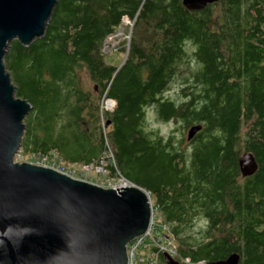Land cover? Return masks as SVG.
<instances>
[{
    "label": "trees",
    "instance_id": "1",
    "mask_svg": "<svg viewBox=\"0 0 264 264\" xmlns=\"http://www.w3.org/2000/svg\"><path fill=\"white\" fill-rule=\"evenodd\" d=\"M124 17L133 26L117 67L101 48ZM190 57L194 69L175 102L165 92ZM4 64L16 96L32 105L22 156L55 153L63 165L89 167L105 160L111 175L147 191L171 225L179 263L236 253L239 264H264V0H217L196 11L182 0H57L44 36L28 47L12 41ZM81 69L92 93L81 87ZM103 100L115 102L106 130ZM148 108L187 133L201 129L181 149L183 139L146 130ZM107 147L112 160L102 159ZM245 154L257 169L243 177ZM197 219L203 230L190 234Z\"/></svg>",
    "mask_w": 264,
    "mask_h": 264
},
{
    "label": "water",
    "instance_id": "2",
    "mask_svg": "<svg viewBox=\"0 0 264 264\" xmlns=\"http://www.w3.org/2000/svg\"><path fill=\"white\" fill-rule=\"evenodd\" d=\"M217 0H182L202 10ZM57 0H0V264H128L127 244L143 236L152 206L132 183L103 188L51 168L14 162L32 105L16 96L4 64L14 40L28 47L44 36ZM110 101V100H109ZM193 126L187 140L200 131ZM243 177L257 165L239 159ZM240 256L208 264H239ZM166 264H178L166 258Z\"/></svg>",
    "mask_w": 264,
    "mask_h": 264
},
{
    "label": "rangeland",
    "instance_id": "3",
    "mask_svg": "<svg viewBox=\"0 0 264 264\" xmlns=\"http://www.w3.org/2000/svg\"><path fill=\"white\" fill-rule=\"evenodd\" d=\"M217 7L213 8V11H217ZM132 26L133 22H131L128 18L124 17L120 26L115 30L114 34L108 36L102 45L101 52L104 55V61L113 66L120 67L122 63L124 62L126 58V53H121V49H125V52L128 48V43L130 41V34L132 32ZM113 38V43L109 44L108 39ZM180 73L167 87L165 96L169 99L174 100L175 102L181 101L183 98L181 96L182 88H184L187 84V79L189 78V74L194 69V63L192 57L189 58V62L186 64L181 65ZM80 80H81V87L90 93L94 91V83L90 80L87 72L85 69H81L79 71ZM115 108V102L114 105L109 104V100H103L100 103V120L101 125L104 130H106V126L104 123L105 120V113L111 112ZM182 123L181 122H162L157 119L156 114L154 112L153 108H148L146 110L145 115V128L148 131H155L157 134H159L162 137L166 136H173L175 141L178 142L181 139H183L182 144L180 145L181 149L186 150L187 148V142H186V136L187 131H183ZM106 133V131H105ZM59 159V158H58ZM60 160V159H59ZM14 162L18 163H31L36 165L35 156H22V154L18 153L16 156H14L13 159ZM56 165L59 167L57 170L62 173H66V175L77 179L82 180L94 185L98 186H106L107 182H111L112 185L119 186L121 184H129L124 180H120L119 178L114 179L110 175H107L106 177L97 172V168L93 166V168H90L88 172H81L83 171L82 165H63L61 161H57ZM105 184V185H104ZM105 188V187H104ZM150 198L151 206L153 209V213L155 214L156 221L160 222L163 221V218L159 212H155V206L153 204V200ZM204 222L201 219H197L194 223V226L192 227L190 234L197 235L198 232L203 230ZM199 235V234H198Z\"/></svg>",
    "mask_w": 264,
    "mask_h": 264
},
{
    "label": "built area",
    "instance_id": "4",
    "mask_svg": "<svg viewBox=\"0 0 264 264\" xmlns=\"http://www.w3.org/2000/svg\"><path fill=\"white\" fill-rule=\"evenodd\" d=\"M16 156V155H15ZM34 157V155L32 156ZM113 158V152L110 147H107L105 154L102 159H111ZM36 165L51 168L53 170L58 171L59 168L56 163L60 161L55 153H51L46 156L37 155L35 156ZM105 160L100 161L97 168V172L102 174L103 176L110 175L114 179H122L121 176L116 172L111 175L110 172L106 168ZM115 167V165H114ZM83 171L88 172L90 168L89 166H83ZM62 173V172H61ZM66 174V173H65ZM110 181V180H109ZM107 182L106 186H101L105 188H119L123 185L119 186L112 185L111 182ZM125 181V180H124ZM127 182V181H126ZM128 183V182H127ZM105 185V184H104ZM155 212H157L155 210ZM127 260L128 264H166L165 259L169 258L175 262L178 257L177 254V243L176 237L171 232V225L164 221H156L155 214L152 210V218L150 221L149 228L147 232L141 236L136 238L133 242L127 244ZM178 264H205L203 261L193 263L188 258L182 259Z\"/></svg>",
    "mask_w": 264,
    "mask_h": 264
},
{
    "label": "bare ground",
    "instance_id": "5",
    "mask_svg": "<svg viewBox=\"0 0 264 264\" xmlns=\"http://www.w3.org/2000/svg\"><path fill=\"white\" fill-rule=\"evenodd\" d=\"M108 43H109V44H110V43L112 44V43H113V38L110 37V38L108 39ZM109 104L111 105V102H110V101H109Z\"/></svg>",
    "mask_w": 264,
    "mask_h": 264
}]
</instances>
